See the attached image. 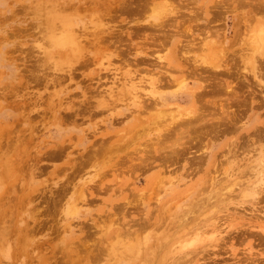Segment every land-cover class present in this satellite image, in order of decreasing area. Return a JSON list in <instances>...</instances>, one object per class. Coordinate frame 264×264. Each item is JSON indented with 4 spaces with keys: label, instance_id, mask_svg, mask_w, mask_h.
Segmentation results:
<instances>
[{
    "label": "rangeland",
    "instance_id": "1",
    "mask_svg": "<svg viewBox=\"0 0 264 264\" xmlns=\"http://www.w3.org/2000/svg\"><path fill=\"white\" fill-rule=\"evenodd\" d=\"M263 2L0 0V264H264Z\"/></svg>",
    "mask_w": 264,
    "mask_h": 264
},
{
    "label": "bare ground",
    "instance_id": "2",
    "mask_svg": "<svg viewBox=\"0 0 264 264\" xmlns=\"http://www.w3.org/2000/svg\"><path fill=\"white\" fill-rule=\"evenodd\" d=\"M259 2V1H258ZM252 3V2H251ZM260 5H262L263 7H261ZM178 6V5H177ZM255 7H257L256 9H260V12L262 13V12H264V2H263V4L262 3H257L256 5H254ZM179 7V6H178ZM177 7V8H178ZM237 7V6H236ZM176 10V9H175ZM179 11H182V9L180 10L179 9ZM176 12V11H175ZM242 12V11H241ZM257 13L259 12V11H256ZM182 13V12H181ZM255 13V12H254ZM192 14V13H191ZM195 14H198V13H195ZM199 15V14H198ZM195 17H196V15H194ZM247 16V15H246ZM162 18V17H161ZM191 18H192V16H191ZM199 17L197 16V18L196 19H198ZM166 20V19H165ZM192 20H195V18L194 19H192ZM211 20V19H210ZM209 20V21H210ZM239 20V19H238ZM243 20V19H242ZM185 21V19H183V22ZM190 21V20H189ZM182 23V22H181ZM186 23H187V21H186ZM190 23H192V22H190ZM196 23V22H195ZM66 27H68L69 26V22L68 21H65V24H64ZM238 26H239V24H238ZM180 27V26H179ZM189 27V26H188ZM188 27H186V28H188ZM192 27V26H191ZM161 28V27H160ZM193 28V27H192ZM210 28V27H209ZM208 28V29H209ZM165 29V28H164ZM176 29V28H175ZM189 29V28H188ZM187 29V30H188ZM206 29V28H205ZM187 30L185 31V32H187ZM193 30V29H192ZM189 31H191L190 29H189ZM200 31V30H199ZM178 32V31H177ZM180 32V31H179ZM181 32H182V30H181ZM202 32H204V31H202ZM183 33V32H182ZM192 33H194V31H192ZM205 33V32H204ZM217 33V32H216ZM185 34V33H184ZM190 34V33H189ZM206 34V33H205ZM210 34H212V33H210ZM118 35V34H117ZM171 35V34H170ZM192 35V34H191ZM179 36V35H178ZM181 36V35H180ZM184 37V36H183ZM189 37V36H188ZM164 38V37H163ZM185 38V37H184ZM191 38V37H190ZM166 39V38H165ZM204 39V38H203ZM54 40V39H53ZM189 40V39H188ZM54 42V41H53ZM55 44H56V46L58 47H62L61 49H66L67 47H69V46H74L73 48H75V50H74V53L72 54L73 56H76V55H78L80 52H81V48H80V45H79V43H78V39H76V37H75V35L71 32V30L70 29H68L67 30V32L63 35V36H60V37H58V38H56V40H55V42H54ZM128 44V43H127ZM116 45V44H115ZM181 45H183V44H181ZM186 45H188V44H186ZM184 46V45H183ZM188 46H190V44L188 45ZM167 49V48H166ZM197 50V49H196ZM179 51V50H178ZM177 51V52H178ZM143 53V52H142ZM180 53V52H179ZM178 53V54H179ZM212 53V52H211ZM133 54V53H132ZM209 54V53H208ZM213 54V53H212ZM259 55H261V56H263L264 57V52L263 53H261V51H260V54ZM231 58V57H230ZM259 58H261V57H259ZM123 59V58H122ZM259 60H261V59H259ZM258 61V60H257ZM210 62V61H209ZM207 63L208 65L209 64H211V63ZM222 62V61H221ZM244 62V61H243ZM261 62V61H260ZM151 63V62H150ZM143 64V63H142ZM206 64V65H207ZM251 64H253V76H255V78H258V76H259V72L260 71H258L257 72V66H256V58L254 57L253 59H252V63ZM264 64V63H263ZM205 65V67H207ZM211 66H212V64H211ZM209 66L210 68V70L211 69H214V68H212V67H214V66ZM225 67H226V71H227V65L225 64L224 65ZM251 66V65H250ZM216 67L218 68V66L216 65ZM216 67H215V69H216ZM223 68V67H222ZM249 68V67H248ZM251 68V67H250ZM259 68V67H258ZM208 69V67H207V70H209ZM147 70V69H146ZM205 70V69H204ZM228 70H230V69H228ZM220 71V70H219ZM225 71V72H226ZM224 72V71H223ZM224 72V73H225ZM227 72H229V71H227ZM261 73V72H260ZM217 74V73H216ZM263 74H264V72H263ZM207 78V77H206ZM218 79V78H217ZM264 79V78H263ZM154 80V79H153ZM255 80H257V79H255ZM254 81V80H253ZM218 82V81H217ZM221 82V81H220ZM220 82H218V85L217 86H220V88H218V87H215L214 89H209V88H207V90L205 91L206 92V94L208 95V93L209 94H213V93H216V91H218V90H220V89H222V88H224L225 87V90L224 91H228V93L229 92H231V93H234L235 95H236V98L234 99V96L235 95H233V97L232 98H230V100H228V101H231V103H239L241 100H239L238 99V93H236L235 91H231V90H229V87H228V85H226V86H224V83H220ZM258 82V81H257ZM176 83V82H175ZM232 83H234V82H232ZM259 84V83H258ZM261 84V83H260ZM163 85V84H162ZM209 85V84H208ZM244 85V84H243ZM210 87V86H209ZM201 87H198V89H200ZM235 88V87H234ZM232 89H233V87H232ZM191 92V91H190ZM201 92H203V91H201ZM219 93V92H218ZM190 95V94H189ZM192 96V95H191ZM203 96H205V95H203ZM193 97V96H192ZM200 97H201V95H200ZM200 97H198L197 99H200ZM202 98V97H201ZM204 98V97H203ZM215 98V97H214ZM213 98V99H214ZM219 99V98H218ZM213 102L211 103V102H208V105L209 106H211V107H213V108H219V109H221V112L220 113H222V117H220V118H217V119H215V121L217 122V121H221L222 123H224L226 126H227V128H229V127H231L232 125H233V121L235 120V116L236 115H231L230 114V112L228 111V110H225V107H224V104H222V103H218V104H220L219 106L220 107H218L217 105V103H215V101L214 100H212ZM217 102V101H216ZM221 102V101H220ZM205 103V102H204ZM217 104V105H216ZM205 105V104H204ZM217 106V107H216ZM243 106V105H242ZM204 107V106H203ZM230 108V107H229ZM244 108V107H243ZM235 113V112H234ZM212 114H214L213 112H212ZM204 115H206V114H204ZM216 115V114H215ZM166 116V115H165ZM188 119V118H187ZM196 120V119H195ZM203 120H205V119H203ZM211 120V119H210ZM210 120H208V118H207V122H210ZM212 123V122H211ZM221 123V124H222ZM183 126V125H182ZM220 125H219V123L216 125V127H219ZM187 127V126H186ZM185 128V127H184ZM194 128V127H193ZM201 129V128H200ZM203 129V128H202ZM219 129V128H218ZM216 130V129H215ZM165 131V130H164ZM188 131V130H187ZM195 131V130H194ZM210 131V130H209ZM221 131V130H220ZM262 133H264V128L262 127H260V128H258V130H257V132H256V134H258V135H261ZM216 134V133H215ZM203 136V135H202ZM198 138V137H197ZM260 138V137H259ZM178 139H180V138H178ZM257 139V138H256ZM262 141V140H261ZM254 142V141H253ZM260 142V141H259ZM246 143H247V141H246ZM250 143V142H249ZM153 146H155V145H153ZM172 146V145H171ZM175 146V145H174ZM158 148V147H157ZM246 149H247V147H246ZM255 149V148H254ZM245 150V149H244ZM172 151H174V150H172ZM200 151V150H199ZM258 151V150H257ZM189 152V151H188ZM178 153L179 152H177V151H174L172 154L173 155H178ZM262 154V153H261ZM245 155V154H244ZM247 156V155H246ZM185 157V156H184ZM262 158V157H261ZM260 158V159H261ZM252 162V161H251ZM261 163H259V165H260ZM170 165V164H169ZM171 167V166H170ZM257 167H259V166H257ZM216 169V168H215ZM261 172V171H260Z\"/></svg>",
    "mask_w": 264,
    "mask_h": 264
}]
</instances>
